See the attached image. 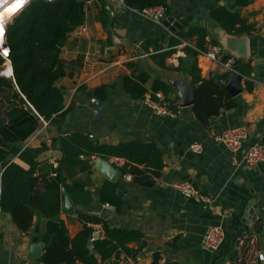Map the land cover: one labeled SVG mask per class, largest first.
<instances>
[{
    "label": "crops",
    "instance_id": "1",
    "mask_svg": "<svg viewBox=\"0 0 264 264\" xmlns=\"http://www.w3.org/2000/svg\"><path fill=\"white\" fill-rule=\"evenodd\" d=\"M80 1L85 22L70 34L62 49L61 59L67 74L56 83L63 93L65 113L52 123L45 121L47 125L42 120L38 130L18 147L32 150L41 166L57 169L63 158L60 141L74 134L106 145L131 141L156 143L163 152L164 167L159 177L147 180L153 184L145 186L147 181L137 184L131 175L122 174L125 159L82 157L87 163L64 172L74 213L61 210L60 218L69 236L75 237L84 228L86 223L77 213L82 212L103 218L115 228L141 231L143 240L129 245L137 251L133 258L136 264H264V259H259V255H264V162L255 169L242 163L248 144L264 142V0H251L243 8L237 6L236 0L168 1L171 16L184 30L200 27L207 31V51L215 45L226 46L228 38L222 27L210 19L213 10L223 7L239 12L253 27L249 35L231 36L245 39V58L238 59L231 52L222 54L232 66L237 61L251 66L249 75L239 72L244 80L243 91L235 98L237 106L222 110L205 126L192 107H180V99L173 91L168 99L175 116L162 117L143 100H133L124 89V78L141 74L149 76L147 89L157 79L168 84L170 79L187 74L193 80L190 71L181 68L184 60L190 58L182 44L165 60V67L152 59L154 47L145 45L149 40H159L163 48L160 52H166L171 48L169 43L174 34L129 9L124 0ZM102 20L107 22L106 27ZM83 27L87 28L86 32ZM191 45L195 47V40ZM172 58H177L179 64L172 63ZM196 64L206 79L211 72L220 76L227 73L200 54ZM245 71L249 70L245 68ZM248 82L252 83V90L246 88ZM104 86L109 89L104 99L99 98L103 91L93 96L95 90ZM146 96L156 97V93L149 92ZM92 98L96 103H91ZM240 127L247 129L248 140L238 152L215 142V135ZM193 144H200L203 152L191 151ZM99 158L120 172L117 194L122 207L119 210L100 201V189L108 180L90 165V160ZM9 160L29 169L17 156L10 155ZM50 174L54 175L52 171ZM183 181L192 182L210 202L197 203L173 189L174 183ZM249 198H253L249 203L259 201L263 210L255 222L243 214ZM63 203L64 197L62 207ZM94 225L88 224L93 228L92 235ZM45 226V217L36 212L31 229L25 233L14 224L9 213L0 212V264H43L40 259L50 240ZM211 226L224 231V241L217 253L208 252L201 245ZM35 244L42 247L40 258L30 257ZM125 257L122 254L120 259ZM120 259L112 258L105 264H118Z\"/></svg>",
    "mask_w": 264,
    "mask_h": 264
},
{
    "label": "trees",
    "instance_id": "2",
    "mask_svg": "<svg viewBox=\"0 0 264 264\" xmlns=\"http://www.w3.org/2000/svg\"><path fill=\"white\" fill-rule=\"evenodd\" d=\"M168 1L124 0V3L129 9L138 11L163 6L169 17L171 11ZM250 1L236 0V4L243 8ZM210 19L234 36L249 35L253 31V27L239 12H231L227 8L213 10ZM84 22L80 0H33L12 19L6 29L11 63L8 62L5 74L12 78L0 76V212L9 213L14 224L25 233L31 229L35 213L43 214L46 232L50 236L40 259L43 264H105L112 258L120 259L122 254L135 258L137 251L129 245L140 243L144 238L139 230L115 228L103 218L82 212L77 213L86 224L82 231L71 238L60 218L62 189L71 192L65 170L87 163L82 157H114L127 161L121 168L122 174H129L135 183L142 184L152 177H159L164 167L163 152L156 143L131 141L106 145L96 143L82 134H74L60 141L63 158L57 173L51 175V166H41L32 150L18 147L38 130L42 120L52 123L65 113L63 93L56 86L57 81L67 74L61 53L70 34ZM102 22L106 27L107 22ZM207 35V31L200 27L177 32L169 43L170 50L166 52H160L163 48L159 40H149L145 45L154 47L152 59L160 67H165V60L175 53V47L183 41L191 43L195 40L197 50L207 51ZM197 50L184 47L186 56L195 59L189 72L193 83L197 85L192 109L199 122L205 126L222 110L234 109L237 101L227 93L222 81L201 76L196 64L199 55ZM4 64L5 60L0 56V70ZM232 67L244 75H249L251 71L250 64L242 61L235 62ZM245 68L249 71H245ZM229 73L224 74L222 80ZM148 80L149 76L142 74L136 78L126 77L123 86L132 99L138 101L144 100L149 92H162L167 97L172 93L170 86L161 79L155 80L151 89H147ZM246 88L252 90V83L248 82ZM108 90L106 86L101 87L94 91L93 96L103 91L99 98L104 99ZM152 98L156 99L155 96ZM10 155L17 156L29 169L10 161ZM118 187L117 182L106 181L99 192L100 201L115 206L117 210L122 207V199L117 194ZM90 223L103 226L104 239L91 241L93 228L88 226Z\"/></svg>",
    "mask_w": 264,
    "mask_h": 264
},
{
    "label": "built area",
    "instance_id": "3",
    "mask_svg": "<svg viewBox=\"0 0 264 264\" xmlns=\"http://www.w3.org/2000/svg\"><path fill=\"white\" fill-rule=\"evenodd\" d=\"M33 0H24V3L19 8V13L22 12L30 2ZM46 2H54L57 0H45ZM19 0H0V9L3 7L11 6L12 4L18 3ZM133 10V9H131ZM139 15H141L143 18L159 25L164 26V21L168 18L167 17V10L163 6L158 7H152L147 8L143 11L133 10ZM18 13V14H19ZM16 14V15H18ZM14 15L13 18L16 16ZM12 18V19H13ZM11 19V20H12ZM9 22V21H8ZM7 24L5 25L7 29ZM82 30L84 32L87 31L86 27H83ZM5 35V42L3 44V47L0 48V56L8 62L9 55H10V49L7 47L6 43V33ZM182 46L184 47H192L195 50H197L194 46L191 45V43L187 41L182 42ZM6 51V55L4 54ZM200 55L205 56L210 62H213L219 67H222L227 72H232L233 67L230 62H226V60H223L222 54L223 49L221 46L215 45L210 50L204 52L197 50ZM171 62L175 65H178V59L172 58ZM144 103H146L153 112L162 117H174L175 112L172 109V102L168 99L167 96H165L163 93L158 92L156 93V99H153L151 96H146V98L143 100ZM91 103H96V99L92 98ZM96 113H98V110H96ZM45 125L47 123L43 121ZM214 140L216 143H222L224 144L230 151L236 153L239 150L243 148V145L248 140V132L245 127L235 128L226 132H223L221 134L215 135ZM49 145H51V142H48ZM191 151L201 154L203 152V148L200 144H193L190 147ZM237 163L236 161H234ZM264 162V142H255L248 144L245 148L244 155H243V164L249 168V169H255L260 164ZM129 180L131 179L130 176L127 177ZM173 189L178 191L184 198L193 200L197 203L201 204H207L210 202V199L208 196L204 195L192 182L189 181H183V182H177L173 184ZM95 232L93 235H91V241H96L99 237V239H104L105 232L103 229V226L101 224L94 225ZM224 241V231L219 226H211L207 229L206 233L203 236L202 239V248L208 252L211 253H217L219 252L221 245ZM259 259L263 260L264 255H259ZM118 264H136L135 260L131 257H125L118 261Z\"/></svg>",
    "mask_w": 264,
    "mask_h": 264
},
{
    "label": "water",
    "instance_id": "4",
    "mask_svg": "<svg viewBox=\"0 0 264 264\" xmlns=\"http://www.w3.org/2000/svg\"><path fill=\"white\" fill-rule=\"evenodd\" d=\"M163 25L166 28H168L173 34H176L177 32L184 30L183 26L173 16H169L164 21ZM221 30L228 37L226 40L227 42L226 46L220 43L223 46V47L221 46L223 51L228 53L231 52V54L237 57L238 59L245 58L247 56L245 39L237 40L236 38L231 37L234 35L227 33L223 29ZM226 57L223 60H226ZM193 62H194V58L192 57L184 60L181 66L182 70H184L185 72L191 71ZM209 77L216 78L217 80L222 81V76H220L218 72H211L209 74ZM243 80H244L243 75L237 71L230 72L228 76L223 80V85L227 93L231 97L236 98L242 93ZM168 85L171 87L173 93L179 97L181 108H188L194 106L197 86L189 79L187 74L177 79H170L168 81ZM63 132L68 133V130L64 129ZM90 165L106 180L111 182H117L120 172L116 170L112 166V164L106 161L105 159L99 158L97 160H90ZM52 173L55 175L57 173V169L53 168ZM151 184H153V181H147L144 185L149 186ZM62 194L64 197L62 210L65 213H74L73 201L65 188L62 189ZM251 200H253V198H249L246 201L245 206L243 207V214L248 220L255 222L258 215H260L261 213L263 214V210L259 201H257L256 204H253L252 202L249 203V201ZM41 255H42V247L39 244H35V246L31 248L30 257L40 258Z\"/></svg>",
    "mask_w": 264,
    "mask_h": 264
},
{
    "label": "bare ground",
    "instance_id": "5",
    "mask_svg": "<svg viewBox=\"0 0 264 264\" xmlns=\"http://www.w3.org/2000/svg\"><path fill=\"white\" fill-rule=\"evenodd\" d=\"M17 4V3H16ZM16 4H12L11 6L7 7H3L2 9H0V16H3V20H4V23H3V35L0 36V48L3 47V44L5 42V33H6V27L5 25L7 24L8 21H10L14 15L18 14L19 13V8L21 7H18L16 9V11H12V8L16 5Z\"/></svg>",
    "mask_w": 264,
    "mask_h": 264
},
{
    "label": "snow or ice",
    "instance_id": "6",
    "mask_svg": "<svg viewBox=\"0 0 264 264\" xmlns=\"http://www.w3.org/2000/svg\"><path fill=\"white\" fill-rule=\"evenodd\" d=\"M23 3H24V0H19V2L12 8V11L13 12L16 11V9L18 7H20ZM3 23H4L3 16H0V36L3 35V31H4V29H3ZM4 54L5 55L7 54L6 51H5Z\"/></svg>",
    "mask_w": 264,
    "mask_h": 264
},
{
    "label": "rangeland",
    "instance_id": "7",
    "mask_svg": "<svg viewBox=\"0 0 264 264\" xmlns=\"http://www.w3.org/2000/svg\"><path fill=\"white\" fill-rule=\"evenodd\" d=\"M12 22V20H10L9 22H8V24L9 23H11ZM7 61H5V64L1 67V70H0V76H3L4 78H7V79H11L12 78V76L11 77H8L6 74H5V72L7 71Z\"/></svg>",
    "mask_w": 264,
    "mask_h": 264
}]
</instances>
